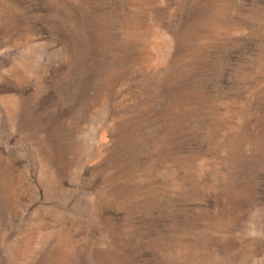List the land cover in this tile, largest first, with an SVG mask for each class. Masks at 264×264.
I'll return each mask as SVG.
<instances>
[{
	"label": "rangeland",
	"instance_id": "1",
	"mask_svg": "<svg viewBox=\"0 0 264 264\" xmlns=\"http://www.w3.org/2000/svg\"><path fill=\"white\" fill-rule=\"evenodd\" d=\"M0 264H264V0H0Z\"/></svg>",
	"mask_w": 264,
	"mask_h": 264
}]
</instances>
